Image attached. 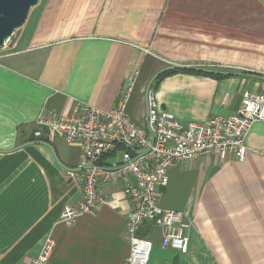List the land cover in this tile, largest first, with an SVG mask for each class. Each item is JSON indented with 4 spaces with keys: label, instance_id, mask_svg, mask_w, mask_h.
I'll return each instance as SVG.
<instances>
[{
    "label": "crops",
    "instance_id": "0c3cea01",
    "mask_svg": "<svg viewBox=\"0 0 264 264\" xmlns=\"http://www.w3.org/2000/svg\"><path fill=\"white\" fill-rule=\"evenodd\" d=\"M0 51V264H28L49 235L48 264H126L124 183L103 187L111 201L97 216L61 222L82 198L67 172L80 148L37 138L38 117L77 101L111 109L135 80L127 112L145 126L147 89L172 68L190 69L153 82L160 110L184 123L236 113L245 91L264 88V0H39ZM247 146L243 162L202 156L170 168L159 204L185 212L189 250L152 235L149 264H264V121Z\"/></svg>",
    "mask_w": 264,
    "mask_h": 264
},
{
    "label": "built area",
    "instance_id": "2783aa9c",
    "mask_svg": "<svg viewBox=\"0 0 264 264\" xmlns=\"http://www.w3.org/2000/svg\"><path fill=\"white\" fill-rule=\"evenodd\" d=\"M152 83L146 94L145 126L136 124L127 112L133 80L113 108L77 101L70 113L40 115L34 132L37 138L51 141L61 137L80 148L76 168L67 172L81 187L82 198L63 209L60 221L66 225L83 215L97 216L111 201L103 187L124 183V195L132 205L125 233L130 246L126 264H149L156 237L163 247L188 252L191 224L185 212L159 204V193L169 183L170 168L202 156L243 162L249 150V132L256 122L264 121V88L245 91L234 114H212L205 122L184 123L159 109ZM120 148H124L122 158L113 163L104 161L110 155L118 157ZM55 247L56 240L47 236L41 252L28 264H48Z\"/></svg>",
    "mask_w": 264,
    "mask_h": 264
},
{
    "label": "water",
    "instance_id": "95a60500",
    "mask_svg": "<svg viewBox=\"0 0 264 264\" xmlns=\"http://www.w3.org/2000/svg\"><path fill=\"white\" fill-rule=\"evenodd\" d=\"M39 0H0V48L27 20Z\"/></svg>",
    "mask_w": 264,
    "mask_h": 264
},
{
    "label": "rangeland",
    "instance_id": "374dc122",
    "mask_svg": "<svg viewBox=\"0 0 264 264\" xmlns=\"http://www.w3.org/2000/svg\"><path fill=\"white\" fill-rule=\"evenodd\" d=\"M20 28H21V27H20ZM20 28L17 29V30L14 32V34L12 35V37L10 38V40L8 41L7 45H5V46H3V47H6V48H10V47H11L13 41L16 39V37H17L18 34H19ZM0 52H2V51H0ZM123 152H124V148H120L119 151H118V157L115 156V155H113V157H114L113 160H112V161H109L108 163H113V162L119 160L120 158H122Z\"/></svg>",
    "mask_w": 264,
    "mask_h": 264
},
{
    "label": "trees",
    "instance_id": "16d2710c",
    "mask_svg": "<svg viewBox=\"0 0 264 264\" xmlns=\"http://www.w3.org/2000/svg\"><path fill=\"white\" fill-rule=\"evenodd\" d=\"M190 68H172V69H168V70H164L162 71L155 79H154V84H156V82L162 78H164L166 75L170 74V73H175V72H178V71H186ZM153 84V83H152Z\"/></svg>",
    "mask_w": 264,
    "mask_h": 264
},
{
    "label": "bare ground",
    "instance_id": "6f19581e",
    "mask_svg": "<svg viewBox=\"0 0 264 264\" xmlns=\"http://www.w3.org/2000/svg\"><path fill=\"white\" fill-rule=\"evenodd\" d=\"M5 46V45H4Z\"/></svg>",
    "mask_w": 264,
    "mask_h": 264
}]
</instances>
